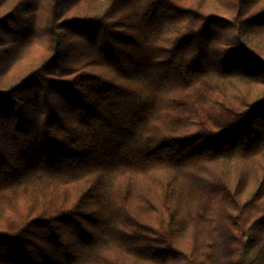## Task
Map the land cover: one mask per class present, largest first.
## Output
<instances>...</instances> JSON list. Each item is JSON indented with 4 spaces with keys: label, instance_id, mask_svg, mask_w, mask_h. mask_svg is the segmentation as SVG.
<instances>
[{
    "label": "trees",
    "instance_id": "1",
    "mask_svg": "<svg viewBox=\"0 0 264 264\" xmlns=\"http://www.w3.org/2000/svg\"><path fill=\"white\" fill-rule=\"evenodd\" d=\"M0 264H264V0H0Z\"/></svg>",
    "mask_w": 264,
    "mask_h": 264
}]
</instances>
